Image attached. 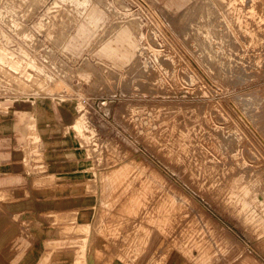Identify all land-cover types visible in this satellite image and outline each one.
Returning <instances> with one entry per match:
<instances>
[{
  "label": "rangeland",
  "instance_id": "1",
  "mask_svg": "<svg viewBox=\"0 0 264 264\" xmlns=\"http://www.w3.org/2000/svg\"><path fill=\"white\" fill-rule=\"evenodd\" d=\"M171 1L0 0V47L23 62L0 60V180L44 153L1 121L58 107L79 147L76 203L17 217L40 264H264V0ZM61 133L55 171H73Z\"/></svg>",
  "mask_w": 264,
  "mask_h": 264
},
{
  "label": "crops",
  "instance_id": "2",
  "mask_svg": "<svg viewBox=\"0 0 264 264\" xmlns=\"http://www.w3.org/2000/svg\"><path fill=\"white\" fill-rule=\"evenodd\" d=\"M171 2L181 5L185 4L184 0H173ZM14 120L16 118H13L9 124L6 123L7 120L1 121L3 122L1 128L10 127L12 131L11 136L15 138L14 141H10V145L14 144L17 146L19 140L16 137L24 138L30 145L35 144L37 140H41L44 145V153L43 156H37L34 150L32 154H28L27 151L23 150V155L21 153L18 154L20 155L19 160H10L12 165L9 168L7 167L5 172L7 178L0 180V193L6 194V197H4L5 202L0 201V264H40L38 260L41 254L39 253L43 252L45 244H38V242H43V240L37 239L34 235V237L32 236V239H34L33 243L29 244L28 234L20 233L17 217L19 214H25V218L33 217L37 221V216L41 217L49 213L63 214L76 203L77 198L71 196V189L73 187L68 183L69 179L80 175L79 147L73 137L72 129L75 121L71 113L69 116L60 108L49 105L44 106L42 113L37 115L36 125L34 126L28 125L21 131H18ZM71 121L72 123L69 124ZM63 125L64 129H62ZM62 130L64 134L70 136L68 142L72 147L74 157L78 160L76 168L73 171H55V169L65 163L64 160H60L57 157L62 151V146H60L63 138ZM34 131L37 133V140L34 139ZM53 142L56 143H54L55 145L58 144L59 148ZM26 143L25 145H28ZM18 145H21V143ZM9 147V151L8 149L5 151L10 152L11 149ZM22 148L25 149L24 147ZM41 157L44 159L43 164L31 163L36 159L40 160ZM17 161L21 162V168H26L28 173L31 175L36 174L31 177V182L26 187L20 185V179L25 175L24 172H19L18 174L11 172L19 168ZM0 164L2 166L5 164L3 155H0ZM18 182L20 184H17ZM3 184L9 186H3ZM7 209H11L13 212L8 213ZM27 231L30 234V231Z\"/></svg>",
  "mask_w": 264,
  "mask_h": 264
},
{
  "label": "bare ground",
  "instance_id": "3",
  "mask_svg": "<svg viewBox=\"0 0 264 264\" xmlns=\"http://www.w3.org/2000/svg\"><path fill=\"white\" fill-rule=\"evenodd\" d=\"M254 6V5H253ZM258 8V7H257ZM256 9V8H255ZM258 16H259V18L262 20V21H264V14H262L261 13V9L260 8H258ZM253 12V11H252ZM255 14V13H254ZM257 14V13H256ZM198 15V14H197ZM200 19V18H199ZM184 20V19H183ZM202 23V22H201ZM200 23V24H201ZM198 25H199V23H198ZM204 25V24H203ZM206 26V25H205ZM41 28V27H40ZM206 28V27H205ZM203 29H204V27H203ZM198 33V32H197ZM206 49V48H205ZM208 51V50H207ZM210 51V50H209ZM208 53H210V52H207V54ZM212 53V52H211ZM208 57H210L209 55H208ZM12 58H14V57H12ZM11 57H10V54L9 53H7L6 51H4L1 47H0V60L1 61H5L6 59H10L11 61H13V59H12ZM16 59V58H15ZM6 61H8V60H6ZM10 62V61H9ZM8 62V63H9ZM20 60H15V61H13V65H15L17 68L18 67H20L21 66V64H20ZM2 63V62H1ZM6 63V62H5ZM22 64H23V62H21ZM48 63V62H47ZM11 65V64H10ZM20 65V66H19ZM28 64H26V66H27ZM9 66V65H8ZM24 66V65H23ZM29 66H30V64H29ZM8 68V67H7ZM28 68V67H27ZM30 68V67H29ZM31 68H32V66H31ZM13 69V68H12ZM20 69H22V66H21V68ZM19 69V70H20ZM23 69H24V67H23ZM11 70V69H10ZM16 70V69H15ZM14 70V71H15ZM25 70V69H24ZM36 70V69H35ZM60 71V70H59ZM16 72H17V70H16ZM8 73V72H7ZM14 73V72H13ZM24 73V72H23ZM23 73H21V74H23ZM33 73V72H32ZM25 74H26V72H25ZM10 76V75H9ZM45 76V75H44ZM24 77V76H23ZM26 77V76H25ZM33 77V76H32ZM12 78V77H11ZM28 78H30L29 76H28ZM17 79V78H16ZM27 79V78H26ZM33 79V78H32ZM28 81H29V79H28ZM31 83V82H30ZM44 83V82H43ZM26 84V83H25ZM38 84V83H37ZM29 85V84H28ZM18 86V85H17ZM13 87V86H12ZM38 87V86H37ZM244 99V98H243ZM234 100V99H233ZM232 102V101H231ZM226 104V103H225ZM228 104H229V102H228ZM230 106V105H229ZM225 108V107H224ZM226 109V108H225ZM231 110V109H230ZM30 111H32L31 110V108L28 106V108H27V110H26V112L25 113H29ZM229 112V111H228ZM32 114V113H31ZM231 114V113H230ZM235 118V117H234ZM237 119V118H236ZM262 148V147H261ZM264 155V154H263ZM137 195V194H136ZM144 227V226H143Z\"/></svg>",
  "mask_w": 264,
  "mask_h": 264
}]
</instances>
